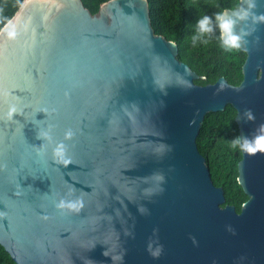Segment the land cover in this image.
<instances>
[{
  "label": "water",
  "instance_id": "water-1",
  "mask_svg": "<svg viewBox=\"0 0 264 264\" xmlns=\"http://www.w3.org/2000/svg\"><path fill=\"white\" fill-rule=\"evenodd\" d=\"M252 11L237 21L248 33L240 81L199 85L176 43L154 31L148 0H106L95 13L81 0L26 4L17 38L0 37V246L10 264H264V154L240 151L236 212L195 142L204 115L225 105L236 137L264 125V0ZM49 128L51 140L37 139ZM61 141L67 165L52 154ZM61 198L84 206L57 210Z\"/></svg>",
  "mask_w": 264,
  "mask_h": 264
},
{
  "label": "trees",
  "instance_id": "trees-1",
  "mask_svg": "<svg viewBox=\"0 0 264 264\" xmlns=\"http://www.w3.org/2000/svg\"><path fill=\"white\" fill-rule=\"evenodd\" d=\"M21 0H0V10L11 17ZM106 0H81L84 7L95 13L100 3ZM155 32L168 36L177 45L184 63L196 74L197 84L212 83L223 76L236 85L241 79L240 66L244 59L242 51L232 56L223 52L218 45L216 33L209 38L208 45H191V36L197 19L204 14L212 15L218 9L209 7L206 0H148ZM238 0H216L220 8H234ZM234 109L225 105L217 112H207L195 138L199 153L205 158L212 183L223 190V204L233 205L236 212L246 195L236 182V162L240 150H232L231 140L236 138ZM0 264H10L8 256L0 246Z\"/></svg>",
  "mask_w": 264,
  "mask_h": 264
},
{
  "label": "clouds",
  "instance_id": "clouds-1",
  "mask_svg": "<svg viewBox=\"0 0 264 264\" xmlns=\"http://www.w3.org/2000/svg\"><path fill=\"white\" fill-rule=\"evenodd\" d=\"M30 0H23L20 3V11L15 16L9 18L3 15L0 10V37L15 40L19 35L17 31V25L21 19L24 7ZM209 7L217 8L211 16L204 14L201 15L195 25L194 32L191 36V45L197 47L198 45H208L210 43V37L213 33H216V39L218 41L219 48L232 56L233 53L239 52L242 48L246 50L245 45L248 41L243 39L248 33L243 31H237V21L246 20L250 15L256 16L252 11L257 7V0H239L238 7L234 9H223L216 3V0H206ZM261 21H264V14L257 16ZM24 27L27 28V22L24 23ZM258 40V38H257ZM3 95V93H0ZM14 115H18L15 105L10 104L8 106L6 117L11 120ZM244 115L248 121L255 119L251 110H246ZM74 136L72 129H67L64 132V139L71 140ZM37 139L42 141L51 140V128L45 131L43 134H37ZM43 147V143L40 145ZM230 147L232 150L239 149L248 156H254L257 153L264 154V125H261L251 138L248 137H236L231 140ZM53 156L58 162H62L65 165L71 163V160L67 157V145L61 141L55 144L52 149ZM84 206L83 200L76 198L73 200H65L61 198L54 204L57 210H69L78 212ZM3 213H0L2 215ZM154 231H156L154 229ZM162 248V245H161Z\"/></svg>",
  "mask_w": 264,
  "mask_h": 264
}]
</instances>
